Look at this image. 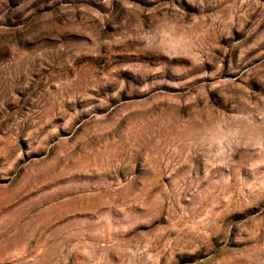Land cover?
Returning a JSON list of instances; mask_svg holds the SVG:
<instances>
[{
  "label": "rangeland",
  "instance_id": "1",
  "mask_svg": "<svg viewBox=\"0 0 264 264\" xmlns=\"http://www.w3.org/2000/svg\"><path fill=\"white\" fill-rule=\"evenodd\" d=\"M0 264H264V0H0Z\"/></svg>",
  "mask_w": 264,
  "mask_h": 264
}]
</instances>
